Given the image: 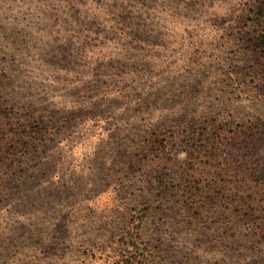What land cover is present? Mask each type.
Masks as SVG:
<instances>
[{"label": "rangeland", "instance_id": "rangeland-1", "mask_svg": "<svg viewBox=\"0 0 264 264\" xmlns=\"http://www.w3.org/2000/svg\"><path fill=\"white\" fill-rule=\"evenodd\" d=\"M263 3L0 0V264H264Z\"/></svg>", "mask_w": 264, "mask_h": 264}, {"label": "trees", "instance_id": "trees-1", "mask_svg": "<svg viewBox=\"0 0 264 264\" xmlns=\"http://www.w3.org/2000/svg\"><path fill=\"white\" fill-rule=\"evenodd\" d=\"M256 15L258 16L256 21L258 29H256V36L254 38V41L255 44H257V47L264 51V3L263 7L259 8ZM248 145L250 147L247 148L248 151L251 149L264 147L263 142L257 140H254V142L252 143H247V146ZM125 158H127V156H125ZM133 161L134 160H132V162L131 160H127L126 163L120 161L117 162V164L125 165L127 169H130ZM203 175L206 174L203 173ZM241 175L243 177V180H239V183L249 180L253 184H264V162L256 164L255 166L250 168L248 172H242ZM243 187L244 186L239 185L236 187V189H238V191H241L240 189H242ZM191 188L194 189V187ZM146 202L148 201L146 200L145 203H142L146 208H143L141 212H139L140 215L132 218L131 224L134 227L129 228L126 234H122V238L119 242H122L123 246L120 245L119 253L114 255L111 264H153L159 259V253L151 248L149 244H145L144 242H142L143 237L141 231L145 226V221L148 218L150 210ZM139 241L141 242L138 243Z\"/></svg>", "mask_w": 264, "mask_h": 264}]
</instances>
